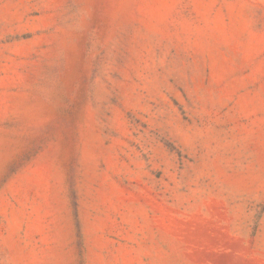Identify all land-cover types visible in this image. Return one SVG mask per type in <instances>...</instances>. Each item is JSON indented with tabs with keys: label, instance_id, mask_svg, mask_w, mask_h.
I'll use <instances>...</instances> for the list:
<instances>
[{
	"label": "rangeland",
	"instance_id": "374dc122",
	"mask_svg": "<svg viewBox=\"0 0 264 264\" xmlns=\"http://www.w3.org/2000/svg\"><path fill=\"white\" fill-rule=\"evenodd\" d=\"M0 264H264V0H0Z\"/></svg>",
	"mask_w": 264,
	"mask_h": 264
}]
</instances>
